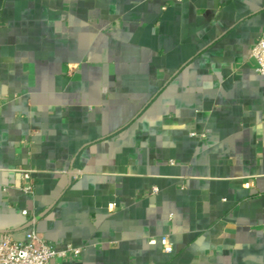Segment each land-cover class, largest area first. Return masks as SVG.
Returning a JSON list of instances; mask_svg holds the SVG:
<instances>
[{"label":"crops","instance_id":"1","mask_svg":"<svg viewBox=\"0 0 264 264\" xmlns=\"http://www.w3.org/2000/svg\"><path fill=\"white\" fill-rule=\"evenodd\" d=\"M262 35L264 0H0V238L33 226L50 264H264Z\"/></svg>","mask_w":264,"mask_h":264},{"label":"built area","instance_id":"2","mask_svg":"<svg viewBox=\"0 0 264 264\" xmlns=\"http://www.w3.org/2000/svg\"><path fill=\"white\" fill-rule=\"evenodd\" d=\"M181 1V0H172ZM249 56L255 61L254 70L264 75V35L260 36L250 49ZM73 178L79 177L80 171L77 169L70 170ZM20 189L26 193L34 192L31 170L20 169ZM155 191L156 189L153 188ZM23 215H28L27 210H22ZM32 223H35L36 217L32 216ZM25 238L16 240L9 232L2 234L0 238V264H50V260L56 256L65 255V251L55 250L47 241L45 235L37 231L33 226L25 229ZM156 238H150L149 243H156ZM162 248L169 252L172 245L167 237H161ZM74 253L79 251L78 248H71Z\"/></svg>","mask_w":264,"mask_h":264}]
</instances>
